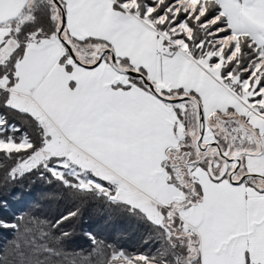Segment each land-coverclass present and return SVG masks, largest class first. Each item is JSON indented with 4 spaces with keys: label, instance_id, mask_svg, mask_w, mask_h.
<instances>
[{
    "label": "snow or ice",
    "instance_id": "6c2138e0",
    "mask_svg": "<svg viewBox=\"0 0 264 264\" xmlns=\"http://www.w3.org/2000/svg\"><path fill=\"white\" fill-rule=\"evenodd\" d=\"M0 169L157 238L95 264H264V0H0ZM78 215L0 220V264H78Z\"/></svg>",
    "mask_w": 264,
    "mask_h": 264
},
{
    "label": "trees",
    "instance_id": "16d2710c",
    "mask_svg": "<svg viewBox=\"0 0 264 264\" xmlns=\"http://www.w3.org/2000/svg\"><path fill=\"white\" fill-rule=\"evenodd\" d=\"M19 119V118H17ZM79 208V215L64 228L70 233L66 251L78 264H95V245L90 236L103 240L128 252L154 251L158 246L155 234L143 223L114 209L100 198L74 199L58 182H47L37 174H28L17 180L8 179L0 169V220L19 222L21 216H37L54 220L68 208ZM16 232L0 228V255L11 247Z\"/></svg>",
    "mask_w": 264,
    "mask_h": 264
}]
</instances>
